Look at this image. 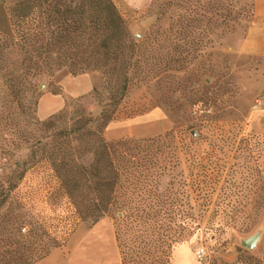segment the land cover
Wrapping results in <instances>:
<instances>
[{
    "label": "rangeland",
    "instance_id": "374dc122",
    "mask_svg": "<svg viewBox=\"0 0 264 264\" xmlns=\"http://www.w3.org/2000/svg\"><path fill=\"white\" fill-rule=\"evenodd\" d=\"M16 1L0 0V25ZM112 1L136 47L107 125L101 72L29 69L16 46L0 61V264H34L54 238L82 259L89 237L112 243L120 264H264V56L241 45L253 0ZM73 77L79 85L65 88ZM52 94L64 105L41 119ZM81 117L94 121L72 131ZM100 139L127 140L115 147L114 207L95 224L74 221L51 163L89 172ZM91 183L76 198L84 211Z\"/></svg>",
    "mask_w": 264,
    "mask_h": 264
},
{
    "label": "trees",
    "instance_id": "16d2710c",
    "mask_svg": "<svg viewBox=\"0 0 264 264\" xmlns=\"http://www.w3.org/2000/svg\"><path fill=\"white\" fill-rule=\"evenodd\" d=\"M1 18V62L7 58V49L16 46L21 65L29 69L48 73L66 69L72 76L90 71L101 72L103 89L109 91V97L103 103L99 119L103 126L111 121L112 114L126 95L136 47L112 0H18L7 13H2ZM53 119L51 117L43 124L49 126ZM92 121L91 117H81L75 121L77 127L72 131H80ZM96 142L89 172L78 165L72 173L64 167L67 165L65 162L61 165L51 163L59 189L74 209L73 220H82L88 214L91 224L108 215L114 207L121 177L116 161L123 157L120 153L115 155V147H126L127 140L108 143L100 139ZM62 169L64 173L60 174ZM86 174L92 182L95 197L84 211L82 203L76 198L89 178H85ZM104 187L108 188V193L102 198L100 194ZM117 211L122 212L121 207ZM21 224L16 227L20 235L24 221ZM159 240L151 239L150 247ZM49 247L50 250L36 260L53 248L60 247V242L51 239Z\"/></svg>",
    "mask_w": 264,
    "mask_h": 264
},
{
    "label": "crops",
    "instance_id": "0c3cea01",
    "mask_svg": "<svg viewBox=\"0 0 264 264\" xmlns=\"http://www.w3.org/2000/svg\"><path fill=\"white\" fill-rule=\"evenodd\" d=\"M253 3L254 21L248 27L241 45L246 52L264 56V0H253ZM76 78L73 77L70 81H65V88H73L79 85L80 81ZM69 93L74 95L79 92L69 91ZM44 98L41 99L37 111L41 119L48 117L64 105L62 96L52 94ZM78 239L71 243L69 249H75V245L79 242H77ZM81 243L89 244L88 247L81 248L82 252L88 257L77 259L75 257L77 251L68 252L64 251L62 247H56L44 257L36 260L34 264H120L119 251L104 237H89Z\"/></svg>",
    "mask_w": 264,
    "mask_h": 264
},
{
    "label": "built area",
    "instance_id": "2783aa9c",
    "mask_svg": "<svg viewBox=\"0 0 264 264\" xmlns=\"http://www.w3.org/2000/svg\"><path fill=\"white\" fill-rule=\"evenodd\" d=\"M195 254L198 257H203L204 256V249L202 247H197V249L195 250Z\"/></svg>",
    "mask_w": 264,
    "mask_h": 264
},
{
    "label": "water",
    "instance_id": "95a60500",
    "mask_svg": "<svg viewBox=\"0 0 264 264\" xmlns=\"http://www.w3.org/2000/svg\"><path fill=\"white\" fill-rule=\"evenodd\" d=\"M254 241H255V238H252V239H249V240L245 241L244 242L245 247L252 248Z\"/></svg>",
    "mask_w": 264,
    "mask_h": 264
}]
</instances>
